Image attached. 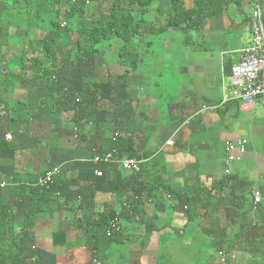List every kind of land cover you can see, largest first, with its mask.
Masks as SVG:
<instances>
[{"label": "crops", "instance_id": "crops-1", "mask_svg": "<svg viewBox=\"0 0 264 264\" xmlns=\"http://www.w3.org/2000/svg\"><path fill=\"white\" fill-rule=\"evenodd\" d=\"M113 1L91 0L79 24L104 27ZM215 1L222 12L193 29L168 27L172 0H152L143 14L131 5L142 29L123 56L110 40L92 61L80 60L73 26L57 40L50 78L29 67L46 60L43 40L53 30L37 20L36 3L20 27L0 34V213L6 237L31 247L35 264H226L221 250L234 264H260L235 249L244 240L235 233L264 222V108L232 99L229 79L251 42L259 0ZM239 138L248 150L227 175L226 143ZM116 145L142 161L139 172L93 161ZM54 166L55 183L38 188ZM112 212L122 214L121 230L99 259L87 223Z\"/></svg>", "mask_w": 264, "mask_h": 264}, {"label": "trees", "instance_id": "trees-1", "mask_svg": "<svg viewBox=\"0 0 264 264\" xmlns=\"http://www.w3.org/2000/svg\"><path fill=\"white\" fill-rule=\"evenodd\" d=\"M151 1L129 0V6L124 7L122 0H114L107 24L104 27H99L98 25L88 27L79 24V20H84L83 13L86 4L83 1L71 3L70 0H8V6L5 9L0 8V34H8L9 28L12 26L20 27L19 18L31 15L30 6L32 3H36L35 14L37 15V20L48 19L53 30L43 40L46 60L41 61L33 58L29 67L34 76L43 75L44 73L50 78L51 76H57L58 72L54 57V48L57 40L64 34L69 33L70 30L73 31V26H75L79 35L75 55L80 57V60L92 61L101 45L110 40H116L119 43L121 56L127 54L133 39L142 29L141 23L143 21L142 18H137L136 10L131 8V5H138V13L143 14ZM172 5L174 15L170 19L168 27L175 29L183 25L192 29L197 28L204 19L218 15L223 10L215 0H196L195 7L189 11L183 7L181 0H172ZM62 18L65 19V27L61 26ZM113 148L121 151V148L117 145L111 149ZM37 187L43 188L38 185ZM185 203L191 205L189 200H186ZM121 215L117 212L102 214L97 220L87 223L88 234L94 239L93 247L99 259H101V255L105 254L114 241L115 235H117L108 236L107 229L111 221ZM6 221V216L0 213V260H9L10 264H35L36 260H34V257L36 256L31 247L22 246L18 236L6 237ZM31 223L30 220L27 228L22 230L23 234L28 235L31 232ZM235 238L237 240L240 238L244 239L242 244H239L238 241L236 242L235 249L236 247H241L244 251H249L251 255L257 256L255 261L264 264V222L256 223L252 226L240 225L235 233ZM7 244L8 247H6ZM230 252L225 250L219 252L225 255L226 264H234Z\"/></svg>", "mask_w": 264, "mask_h": 264}, {"label": "built area", "instance_id": "built-area-1", "mask_svg": "<svg viewBox=\"0 0 264 264\" xmlns=\"http://www.w3.org/2000/svg\"><path fill=\"white\" fill-rule=\"evenodd\" d=\"M83 1L88 5L91 0H70L71 3ZM261 4L264 0H260ZM62 27L66 26L65 19L62 18ZM252 38L250 44L245 47L239 57V61L231 68L229 79L233 85L231 98L240 102L242 105L253 108L258 103H261L264 108V22L263 9L257 5L253 8L251 16ZM115 137L119 133L114 134ZM6 137L11 139L12 136L7 134ZM248 140L246 138H239L234 141L226 143L225 151V173L231 174V166L233 163L240 162L244 159L248 150ZM93 161L97 164H120L124 169L134 172L141 170L142 161L128 155H124L121 151L113 148L104 154L96 155ZM61 168L54 166L47 169L38 177L37 185L43 188H50L55 179L60 173ZM95 174L101 176L103 172L96 170ZM6 184L2 183L0 186L4 187ZM253 197L258 204L262 200V194L259 190L253 191ZM121 230V223L119 216L115 217L107 229V235L112 236ZM225 260V255L220 253ZM36 260V257H34ZM97 264H101L95 260Z\"/></svg>", "mask_w": 264, "mask_h": 264}, {"label": "rangeland", "instance_id": "rangeland-1", "mask_svg": "<svg viewBox=\"0 0 264 264\" xmlns=\"http://www.w3.org/2000/svg\"><path fill=\"white\" fill-rule=\"evenodd\" d=\"M11 41H12V43L15 45V43H16V40H15V39H12Z\"/></svg>", "mask_w": 264, "mask_h": 264}, {"label": "water", "instance_id": "water-1", "mask_svg": "<svg viewBox=\"0 0 264 264\" xmlns=\"http://www.w3.org/2000/svg\"><path fill=\"white\" fill-rule=\"evenodd\" d=\"M259 6L261 7L262 6V4H261V1L259 0Z\"/></svg>", "mask_w": 264, "mask_h": 264}]
</instances>
